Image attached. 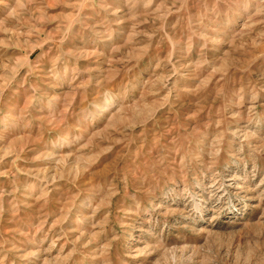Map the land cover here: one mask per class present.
I'll return each instance as SVG.
<instances>
[{
  "label": "rangeland",
  "instance_id": "1",
  "mask_svg": "<svg viewBox=\"0 0 264 264\" xmlns=\"http://www.w3.org/2000/svg\"><path fill=\"white\" fill-rule=\"evenodd\" d=\"M0 264H264V0H0Z\"/></svg>",
  "mask_w": 264,
  "mask_h": 264
}]
</instances>
